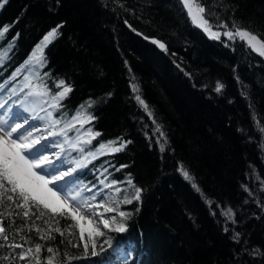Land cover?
Here are the masks:
<instances>
[{
  "label": "trees",
  "instance_id": "obj_1",
  "mask_svg": "<svg viewBox=\"0 0 264 264\" xmlns=\"http://www.w3.org/2000/svg\"><path fill=\"white\" fill-rule=\"evenodd\" d=\"M195 2L205 7L213 31L232 30L235 22L264 36V0ZM61 24L62 35L44 49L43 66H26L42 38ZM5 26L1 103L25 101L28 89L20 88L31 73H39V78L31 76L33 85L46 86L51 97L62 90L56 84L63 80L72 92L59 109L50 107L51 100L47 104L53 119L61 121L55 131L64 129L83 105L95 119L83 128L76 123L67 131L69 140L89 139L84 136L88 129L101 134L91 144L78 145L84 152L67 143V158H80L99 143L116 141L118 147L131 141L122 151L78 168L69 180L99 189L101 180L120 181L111 188L127 189L119 199L134 195L127 179L143 191L140 202L120 204L132 215L127 232L108 233L116 251L96 256L91 247L84 254L85 241L75 228L72 236L53 231L54 239L41 240L48 234L45 219L56 226L52 218L36 220L43 230L37 233L25 226L31 221L0 207L9 237L7 242L0 237V264H36L32 258L20 261L16 253L21 249L10 243L24 249L40 243L39 264L49 258L52 264H264V57L239 38H211L192 23L179 0H7L0 8V30ZM218 83L220 92L215 91ZM229 209L231 218L224 215ZM70 223L60 219L59 226ZM18 228H23L19 234Z\"/></svg>",
  "mask_w": 264,
  "mask_h": 264
},
{
  "label": "snow or ice",
  "instance_id": "obj_2",
  "mask_svg": "<svg viewBox=\"0 0 264 264\" xmlns=\"http://www.w3.org/2000/svg\"><path fill=\"white\" fill-rule=\"evenodd\" d=\"M179 2L187 10V15L191 18L192 23L200 27L211 38L220 39L221 35L227 37L230 41H235L236 38H239L253 52L264 57V36H258L251 30L238 26L235 22L232 25V30H227L223 33L213 31L209 20L204 15L205 7L202 4L196 3L195 0H179ZM4 3H7V0L0 2V8L3 7ZM62 27V24L57 25L56 28L51 29L42 38L41 43L37 45L30 59L26 61V66H43L45 60L44 49L52 43L54 38L62 35L59 31ZM219 27L228 28V25L220 24ZM7 31L8 27L5 26L0 30V37ZM152 43L158 44L161 49L166 50L163 43L156 40H153ZM3 59L4 57L0 56V62ZM32 75L39 78L38 72L26 75L20 91L28 89L27 96L29 97L48 96L49 89L46 86L42 84L33 85ZM56 87L62 90L51 97L50 107L53 109H59L61 107V101L66 99L72 92L71 86L66 85L63 80L59 81ZM222 88L223 85L218 83L215 91L220 92ZM133 91H138L135 85H133ZM13 94H16V89H13ZM136 100L147 111L148 106L139 95L136 96ZM6 103L7 101L0 103V109H4ZM88 106L91 107V104ZM80 107L81 111L76 112L66 122L65 128L59 132L55 131V129L61 121L52 118V111L46 112L48 124L42 130L39 125L30 124L28 117H22L19 110L12 112L8 118H4L3 113H0V207L11 209L8 212L9 216L13 214L16 216L22 215L25 220L31 221V224L25 226L29 227V231L34 227L37 233H41L43 230L35 224V221L41 220L45 216L52 218L56 226L53 228L49 224V221L45 219L44 223L48 225V234L40 235L39 238L41 240L54 239L50 234L53 231L62 237L65 232H68L69 236H72L74 235L72 229L75 228L79 232V239L85 241L83 244L84 254H89V247H91L90 254L96 256L99 253L106 252L108 249L116 251V247L114 246L115 238L108 235V233L115 232L122 234L127 232L128 226L126 221L132 215L131 212L120 210V204H132L134 201L140 202L143 189L133 184L132 179H127L126 184L129 188L134 189V195L131 197L124 195L122 199L116 200L112 197L101 195V190L95 189V186L72 190L69 182L65 181V177L72 176L78 168L84 167L91 160L97 159L102 155L120 152L127 144L131 143V141H125L118 147L114 146L117 143L116 141L99 143L93 150L88 151L82 160H77L74 167L63 168L65 161L62 159L61 153L64 150V144L61 143L58 145L61 152L51 154L48 153L49 143L42 144L41 141H47L50 136L63 135L65 143H68L74 150L84 152V148L78 147V145L80 143L91 144L92 140L101 134L88 129L84 133V136L89 137V139H84L83 136L78 135L75 141L69 140L67 131L71 130L76 123H79L80 127L83 128L85 123H90L95 119L92 114H87L83 110V105ZM33 110L31 108H25V111ZM149 116L151 117L150 112ZM32 118L44 119V117L38 116H33ZM153 123H155V120H153ZM261 131H264V128ZM34 132H39L40 134L35 135ZM157 132H160L161 137L164 136V133L159 128H157ZM161 151H164L163 146L161 147ZM55 161H59V164H56ZM124 167L128 166H120V168ZM120 168L116 170L119 171ZM179 170L186 180L191 181L192 177L187 170L183 167H180ZM72 183H75V181ZM118 183L121 182L114 180L106 184L105 180L100 181V184L104 185L105 188H112ZM193 187L197 186L193 184ZM85 191L92 193V195L85 196ZM121 192L126 193L127 189L115 188V193L119 194ZM13 205L14 208H12ZM15 209H23V212H15ZM135 211H139V209L137 208ZM107 213H114V215L108 216L106 215ZM224 215L231 218V209L227 210ZM3 216L4 213L0 212V217ZM60 219H68L72 223L62 229L59 226ZM21 231H23V228H18L17 234ZM238 235L239 233H237ZM85 236H87L86 240ZM0 237H3V240L6 242L9 239L7 229L2 220H0ZM21 239L25 243L29 242L25 237H21ZM68 243L72 244V240L69 239ZM115 244L118 245L119 241L116 240ZM7 246L12 249H21L19 253H16V257L20 261L32 258L36 260V264H39V254L42 251V245L40 243H36L34 247H28L27 249H24V245L21 243H10ZM72 246L78 247L79 245L72 244ZM47 252L53 253V247H47ZM4 259L8 260L9 257L5 256ZM47 264H52L51 258L48 259Z\"/></svg>",
  "mask_w": 264,
  "mask_h": 264
},
{
  "label": "rangeland",
  "instance_id": "obj_3",
  "mask_svg": "<svg viewBox=\"0 0 264 264\" xmlns=\"http://www.w3.org/2000/svg\"><path fill=\"white\" fill-rule=\"evenodd\" d=\"M36 100L37 101L32 102L31 101V97H28V99H26L22 104H20L18 106L14 105L11 100H7V103L5 104V108L4 109H0V113H3L4 118H8L11 115L12 112L19 110L21 115H22V117H28V120H29L30 124L39 125L41 130H42L48 124V119L46 117V112L47 111H51L47 107V104L51 100V95L49 94L48 96H44V97H36ZM1 102L2 101H0V103ZM25 108L34 109V113H32L33 111H25ZM33 116L44 117V119H33L32 118ZM34 134L35 135H39L40 133L39 132H34ZM41 143L42 144L43 143H49L48 153H51V154H54V153H57V152H61V149L58 146L59 144H61V143H63L64 145L67 144V143L64 142V138L61 137L60 135L50 136V137H48L47 141H41ZM37 147H39V145H37ZM81 155H82V158L80 160H82L84 158V156L87 155V153H82ZM61 157L65 161L64 164H63V168L67 169V168H71V167L75 166V162L77 160H75V159L74 160H70L69 158H67L66 155H65V150H63V152L61 153ZM53 159L55 160L54 156H53ZM55 163L59 164V161H55ZM69 178H70V176L69 177H65V181L69 182L72 190H77V189H80V188L90 187V186H85V185L72 183L73 181L69 180ZM95 189L101 190L100 191L101 195H104L106 197H112L113 199L119 200L118 194L115 193V190H112L111 188H105L104 185H103L101 189H99L96 186H95ZM84 195L85 196H90V195H92V193H89V192L85 191ZM106 215L111 216V215H114V213H107ZM97 219H98V217H97Z\"/></svg>",
  "mask_w": 264,
  "mask_h": 264
},
{
  "label": "water",
  "instance_id": "obj_4",
  "mask_svg": "<svg viewBox=\"0 0 264 264\" xmlns=\"http://www.w3.org/2000/svg\"><path fill=\"white\" fill-rule=\"evenodd\" d=\"M153 40H155V39H149L148 42H149L150 44H152L153 46H155L157 49H159V50H163V49H161V48L158 46V44H154V43H152ZM156 41H158V40H156ZM158 42H159V41H158ZM160 43H161V42H160Z\"/></svg>",
  "mask_w": 264,
  "mask_h": 264
},
{
  "label": "bare ground",
  "instance_id": "obj_5",
  "mask_svg": "<svg viewBox=\"0 0 264 264\" xmlns=\"http://www.w3.org/2000/svg\"><path fill=\"white\" fill-rule=\"evenodd\" d=\"M31 101H32V102L37 101V100H36V97H31Z\"/></svg>",
  "mask_w": 264,
  "mask_h": 264
}]
</instances>
